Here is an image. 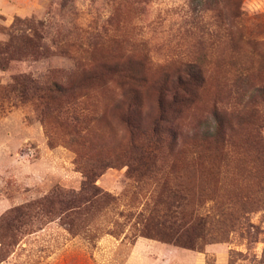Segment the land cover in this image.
<instances>
[{"label":"rangeland","instance_id":"374dc122","mask_svg":"<svg viewBox=\"0 0 264 264\" xmlns=\"http://www.w3.org/2000/svg\"><path fill=\"white\" fill-rule=\"evenodd\" d=\"M79 66H113L123 75L79 94L81 125L91 119L85 146L56 127L50 96L39 97V87L66 83ZM192 66L203 82L177 120L184 133L177 142H189L223 110L240 145L210 189L228 214L207 202L210 218L195 247L141 234L136 215L149 212L160 173L130 177L125 158L97 177L115 201L92 211L84 226L70 231L63 214L36 204L54 189L78 190L85 157L125 149L128 83L148 129L159 85L176 83L183 94ZM258 85L264 0H0V264H264Z\"/></svg>","mask_w":264,"mask_h":264},{"label":"trees","instance_id":"16d2710c","mask_svg":"<svg viewBox=\"0 0 264 264\" xmlns=\"http://www.w3.org/2000/svg\"><path fill=\"white\" fill-rule=\"evenodd\" d=\"M80 68V72L77 69L78 74L66 83L55 81L51 83V87H39L43 92L39 97L44 98L46 93L50 96L47 107L51 110L56 127L61 129L71 142L79 141L81 146H85L87 125L91 119L81 125L86 117L79 94L93 86L102 85L101 82L109 81L111 75H123L113 66H104L98 71L93 68L86 71ZM187 80L183 94L177 93L176 83L159 85L155 99L157 114L148 129H143L139 122L140 108L135 101L136 87L133 88L134 84L128 83L129 95L127 94L126 98L129 102L121 115V121L128 129L126 150L116 153L112 158L101 154L96 158L85 157L83 180L78 190L54 189L47 197L36 201V204L57 210L59 216L63 214L70 231H73L75 226H84L83 221H86L92 211L115 201L114 197L96 185L97 177L105 168L114 166L117 160L125 158L130 177L137 179L147 175L150 178L152 174L160 173L157 179L160 185L151 196L149 212L145 214L140 211L136 215V222L142 224L141 234L173 241L189 248L195 247L200 232L210 218L206 203L215 202L217 209L220 208L221 213L225 212L223 203L213 199L210 189H215L221 184L219 175L231 162L240 145L232 141L239 137V132L234 135L231 131V121L229 117L223 116V110L222 114L213 112L212 125L190 136L189 142H177V138L184 134L180 129L181 122L177 120L187 105L193 102L194 88L203 82L201 68L192 66ZM121 83L125 84L124 80ZM178 86H181L179 82ZM256 91L258 105H264V85H258ZM240 133L243 139L245 133ZM168 158L171 163H167ZM259 171L264 172V143L258 131V173ZM258 185V193L264 194V177H258ZM120 216L123 214L120 213Z\"/></svg>","mask_w":264,"mask_h":264}]
</instances>
